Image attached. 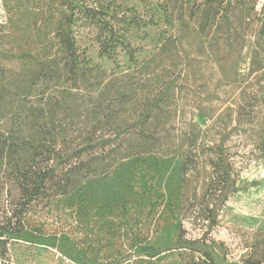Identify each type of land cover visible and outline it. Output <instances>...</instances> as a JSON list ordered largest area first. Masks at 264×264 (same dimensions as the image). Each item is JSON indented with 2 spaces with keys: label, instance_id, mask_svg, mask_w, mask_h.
Listing matches in <instances>:
<instances>
[{
  "label": "rangeland",
  "instance_id": "rangeland-1",
  "mask_svg": "<svg viewBox=\"0 0 264 264\" xmlns=\"http://www.w3.org/2000/svg\"><path fill=\"white\" fill-rule=\"evenodd\" d=\"M17 1L0 0V56L15 75L43 54ZM102 1L150 25L129 31L111 58L85 42L75 76L47 67L23 111L0 119V220L14 211L19 233L7 242L9 264H203V251L216 264L264 262V0ZM50 120L69 127L65 155L81 150V161L105 166L61 174L22 211L1 153L40 144L36 129ZM140 136L153 142L147 152ZM102 137L111 146L85 156ZM214 169L227 178L207 193ZM207 207L210 227L198 214ZM180 227L191 251L169 249Z\"/></svg>",
  "mask_w": 264,
  "mask_h": 264
},
{
  "label": "trees",
  "instance_id": "trees-1",
  "mask_svg": "<svg viewBox=\"0 0 264 264\" xmlns=\"http://www.w3.org/2000/svg\"><path fill=\"white\" fill-rule=\"evenodd\" d=\"M164 2L166 5L169 0H164ZM16 6L20 25L29 32L36 45L35 47H39L43 52L42 58L39 60L42 65H30L15 75L3 65L5 56H0V119L9 115L12 118L15 113L23 111L22 101L31 95V89L36 84V79L44 77V71L47 67L54 69L62 66L71 77L75 76L78 73V65L83 60L80 51L85 42L93 41L98 49L104 52V56L111 58L119 48L126 45V34L129 31L150 25V21L148 23L139 21L137 24L132 21L126 22L124 17L113 12L114 8L111 9L110 2L105 3L102 0H18ZM223 19L228 25L229 19L225 14ZM39 73L42 74V77H38L40 76ZM49 74L50 71H45L46 76ZM14 98L18 101H14ZM149 118V112H145L142 120L147 122ZM49 125L50 128L46 126V129L45 127H37L36 129V134L41 136L40 144L34 145L31 141L29 143L28 140L25 143H18V146H24L25 152H18L15 158L11 157L9 147L1 153L4 161H7V167L10 166L11 168L10 172L18 175V186L22 199L20 208H22V211L23 208L25 209L26 206L39 197L40 192L45 191L47 183L61 174L66 178H71V176L82 172L85 176H92L101 173L102 166H105V164L101 166L99 163L90 160L81 161L84 152L81 150L65 155L61 147H64L68 139L67 131L69 127L67 123L57 122V125L54 126L50 120ZM99 131L98 127L94 128L93 135ZM116 136L120 138L121 133L117 132ZM139 140L144 141L143 144H140ZM98 142L91 145L96 148L85 152V156L89 154L92 156L91 154L97 151L98 148L102 150L100 153L102 155L103 150L111 146V139L109 138L102 137ZM135 142L136 146L146 148L144 152H147L148 148L153 146V142L149 137L140 136L139 139H135ZM43 147H46V149L39 153ZM56 148L57 150H55ZM55 158L57 162H52L53 164L49 165V162ZM58 168H60V172L56 173ZM226 174L224 170L217 171L214 169L206 185V192H210L222 180L224 182L227 178ZM68 184L69 179H65L63 187H67ZM57 186V189L60 188V185ZM66 193L67 190L64 188L59 193H46L43 197L48 199L51 196L65 195ZM186 212L187 210L184 212L185 215ZM188 212V216H191L196 211L190 210ZM15 214L13 211L6 218V221L0 220L1 264H9L7 242L17 238L19 234L15 228V223H13ZM198 214L202 215L203 222H207V227L215 222L214 217L211 216L212 211L208 207L199 211ZM183 234L184 231L180 227L177 241L174 243V247L169 249L181 252L191 251L189 241L182 239ZM202 257L204 258L203 264H216L210 252L203 251ZM239 264H264V262L245 259Z\"/></svg>",
  "mask_w": 264,
  "mask_h": 264
}]
</instances>
